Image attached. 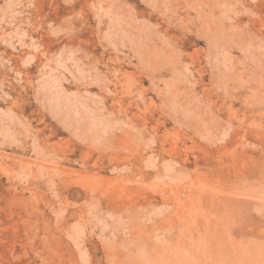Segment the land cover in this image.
Returning a JSON list of instances; mask_svg holds the SVG:
<instances>
[{
    "label": "rangeland",
    "instance_id": "1",
    "mask_svg": "<svg viewBox=\"0 0 264 264\" xmlns=\"http://www.w3.org/2000/svg\"><path fill=\"white\" fill-rule=\"evenodd\" d=\"M0 264H264V0H0Z\"/></svg>",
    "mask_w": 264,
    "mask_h": 264
}]
</instances>
